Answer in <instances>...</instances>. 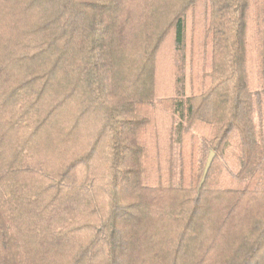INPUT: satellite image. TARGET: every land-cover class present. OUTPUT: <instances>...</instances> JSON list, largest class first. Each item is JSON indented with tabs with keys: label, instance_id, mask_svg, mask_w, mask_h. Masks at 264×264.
Here are the masks:
<instances>
[{
	"label": "trees",
	"instance_id": "1",
	"mask_svg": "<svg viewBox=\"0 0 264 264\" xmlns=\"http://www.w3.org/2000/svg\"><path fill=\"white\" fill-rule=\"evenodd\" d=\"M0 264H264V0H0Z\"/></svg>",
	"mask_w": 264,
	"mask_h": 264
},
{
	"label": "water",
	"instance_id": "2",
	"mask_svg": "<svg viewBox=\"0 0 264 264\" xmlns=\"http://www.w3.org/2000/svg\"><path fill=\"white\" fill-rule=\"evenodd\" d=\"M214 155H215L214 151H211L210 154H209L208 160H207V164H206V167H205L204 176H203V180L202 181H204L205 178H206V175H207L208 170H209V168L211 166V163H212V160L214 158Z\"/></svg>",
	"mask_w": 264,
	"mask_h": 264
},
{
	"label": "rangeland",
	"instance_id": "3",
	"mask_svg": "<svg viewBox=\"0 0 264 264\" xmlns=\"http://www.w3.org/2000/svg\"><path fill=\"white\" fill-rule=\"evenodd\" d=\"M214 159V158H213ZM213 161V160H212Z\"/></svg>",
	"mask_w": 264,
	"mask_h": 264
}]
</instances>
